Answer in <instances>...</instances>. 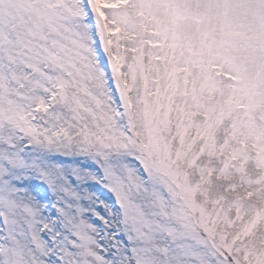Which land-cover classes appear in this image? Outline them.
<instances>
[{
  "label": "snow or ice",
  "instance_id": "1",
  "mask_svg": "<svg viewBox=\"0 0 264 264\" xmlns=\"http://www.w3.org/2000/svg\"><path fill=\"white\" fill-rule=\"evenodd\" d=\"M0 264H264V0H0Z\"/></svg>",
  "mask_w": 264,
  "mask_h": 264
}]
</instances>
